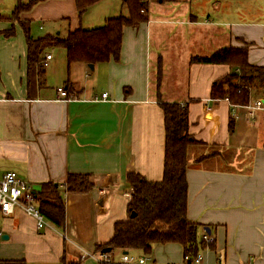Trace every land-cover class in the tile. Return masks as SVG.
<instances>
[{"label":"crops","instance_id":"crops-1","mask_svg":"<svg viewBox=\"0 0 264 264\" xmlns=\"http://www.w3.org/2000/svg\"><path fill=\"white\" fill-rule=\"evenodd\" d=\"M17 2L0 0V33L15 28L11 38L0 35V176L15 172L36 193L42 184H56L66 223L63 230L52 225L38 230L19 209L0 213V260L126 264L122 257L128 255L147 257L149 264H185L184 248L177 243L155 244L148 255L138 249L112 250L108 262L85 255H102L97 247L110 242L117 222L129 219V172L149 182L162 180L161 104L176 103L188 105L189 133L204 143L189 149L187 170L188 218L199 226V238L206 229L214 238L213 248L201 252L204 263L264 264V111L250 120L244 107L211 99L214 83L231 68L191 62L227 47H246L249 63L264 67V0H155L152 7L146 0L148 21L124 28L118 62L66 68L49 50L45 56L52 59L32 93L25 35L17 22L8 21ZM114 14L105 6L97 16L79 19L75 0H45L20 18L30 23L31 33L62 36V29L100 27ZM155 59L158 66L152 69ZM167 59L175 68L186 64L184 95L164 98L161 92ZM182 76L174 72L175 83L181 84ZM54 81L60 85L52 87ZM66 82L72 86L71 99L62 100L57 88ZM258 99L264 100L263 90L252 92L250 102ZM69 174L104 176L108 182L71 194L64 189Z\"/></svg>","mask_w":264,"mask_h":264},{"label":"trees","instance_id":"trees-1","mask_svg":"<svg viewBox=\"0 0 264 264\" xmlns=\"http://www.w3.org/2000/svg\"><path fill=\"white\" fill-rule=\"evenodd\" d=\"M18 0L8 21L17 22L25 35L27 47V88L35 92L37 82L44 76L42 66L44 56L51 49L65 51L68 67L75 63L97 65L110 61L118 62L121 56L123 30L126 27L138 28L148 21V3L143 0H122L127 15L109 18L104 25L92 29L82 27L68 31L65 37L47 35L32 36L30 23L20 16L30 12L38 3ZM102 0H75L78 17L81 19L93 6ZM2 18L0 17V20ZM5 38L15 35V28L0 33ZM192 63L227 65L231 73L214 83L211 99L224 100L231 108L243 107L250 103L253 91H264V67L253 66L248 61L246 47H227L213 53L210 57H193ZM67 100L71 99L72 86L65 83ZM164 115L165 151L164 172L160 182H149L141 175L129 172L127 182L132 195L128 203L129 219L117 222L110 242L98 246L97 251L138 249L151 254L155 244L177 243L184 248L185 258H195L213 244H206L198 236L199 226L189 220L188 152L191 147L202 146L189 133L188 105L162 103ZM235 117L231 112L229 129L233 132ZM107 178L88 174H69L64 189L71 194H85L97 186L107 184ZM37 204L45 219L57 230H63L66 223V205L59 187L50 182L41 185L37 192ZM132 214H134L133 217ZM0 264H26L25 261L0 260ZM68 264H78L70 262Z\"/></svg>","mask_w":264,"mask_h":264},{"label":"built area","instance_id":"built-area-1","mask_svg":"<svg viewBox=\"0 0 264 264\" xmlns=\"http://www.w3.org/2000/svg\"><path fill=\"white\" fill-rule=\"evenodd\" d=\"M146 2V0H143ZM52 59V55H46L42 66L46 68ZM59 98L67 100V92L64 87L57 88ZM108 94H103L102 99H106ZM248 113L250 120H255L256 114L259 111H264V100L258 99L254 103H249L243 106ZM15 209L21 210L27 216L33 218L36 222L38 230H44L51 225L41 213L37 204V194L33 190L32 186L19 177L15 172H7L0 176V213L7 216L13 214ZM66 239V236H64ZM206 244H213L214 238L208 235L206 232L201 238ZM86 256L96 260L97 262L109 261L107 254L95 256L90 252L85 253ZM122 261L126 264H149V258H134L128 255L122 257ZM185 264H205L203 261V255L200 252L195 258H185Z\"/></svg>","mask_w":264,"mask_h":264},{"label":"rangeland","instance_id":"rangeland-1","mask_svg":"<svg viewBox=\"0 0 264 264\" xmlns=\"http://www.w3.org/2000/svg\"><path fill=\"white\" fill-rule=\"evenodd\" d=\"M149 1H150L149 2L150 3L149 4L150 7L155 6V5H153V3H155V0H149ZM118 2H119V0H106L103 3H101L99 5V7L97 6V7L93 8V9H90L84 16H85V18L94 16V15L97 16V13L102 8H104L105 6H107V8H110V7L111 8H114V13H115L114 15L115 16L127 15V10L123 7V5L121 6ZM121 4H122V0H121ZM35 28H37V27H35ZM32 30H33V28H32ZM61 32H62L61 35L63 37H65L66 34H67L66 30L62 29ZM45 34H46V32H42V31H38V30L35 31V32L32 31V36L35 37V38L44 37ZM49 52L55 55L56 61H59V60L62 61L63 67L66 66V68H68L67 67L68 64H67V60H66V55H64L65 54L64 50L55 48V49H51ZM64 56H65V58H64ZM157 63L158 62L156 61V59H155L154 62H152V69H156L157 68L156 67V66H158ZM164 64H165V66H164V72H165L166 77H165L164 83H163V85L161 87L162 88L161 92L163 93L164 98L166 96H168V95L170 97H172L175 94H178L179 92L182 95H184V93L186 91V88H187L186 80H185V77H186L185 76V73H186V70H185L186 67L185 66H186V64H184V66H183V63L180 62L179 63L180 68H175L173 66V64H172V60H168V59L165 60V63ZM176 71H179L181 74L184 75V78L182 76L181 84H179V85H178V83H175L178 80V79H176L174 77V72H176ZM54 76L56 77L55 74H54ZM157 80H158V77H157L156 81ZM57 85H60V84H56L55 81H54V84L52 85V87H55V86L57 87ZM156 95L161 96L159 94H156ZM194 150H198V149H194ZM203 152H205V151H203ZM189 156L190 157H193L194 156L193 151H191L189 153Z\"/></svg>","mask_w":264,"mask_h":264},{"label":"water","instance_id":"water-1","mask_svg":"<svg viewBox=\"0 0 264 264\" xmlns=\"http://www.w3.org/2000/svg\"><path fill=\"white\" fill-rule=\"evenodd\" d=\"M89 68L90 69H93L94 68V65H89ZM134 216V214H132V216L131 217H133ZM206 232H209V230L208 229H206L205 230ZM2 239H7V237L5 238V236H3L2 237ZM112 250L110 249V248H107V249H105V250H103V254H108V253H110Z\"/></svg>","mask_w":264,"mask_h":264}]
</instances>
